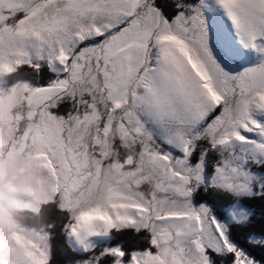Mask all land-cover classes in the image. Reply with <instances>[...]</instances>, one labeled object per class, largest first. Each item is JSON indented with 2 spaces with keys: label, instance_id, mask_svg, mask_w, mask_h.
Here are the masks:
<instances>
[{
  "label": "snow or ice",
  "instance_id": "obj_1",
  "mask_svg": "<svg viewBox=\"0 0 264 264\" xmlns=\"http://www.w3.org/2000/svg\"><path fill=\"white\" fill-rule=\"evenodd\" d=\"M17 156L76 264H264V0H0ZM55 227L0 218V264H52Z\"/></svg>",
  "mask_w": 264,
  "mask_h": 264
},
{
  "label": "clouds",
  "instance_id": "obj_2",
  "mask_svg": "<svg viewBox=\"0 0 264 264\" xmlns=\"http://www.w3.org/2000/svg\"><path fill=\"white\" fill-rule=\"evenodd\" d=\"M31 169L32 165L26 157L17 156L10 164L5 161V167L0 170V218L5 222L11 221L17 230L28 235L50 230V223L43 220V213L37 215L24 209V197L20 193L24 191L27 183V176L24 173ZM13 177L16 178L15 183L20 193L9 191ZM33 218L36 222H32ZM40 243L43 246L45 242Z\"/></svg>",
  "mask_w": 264,
  "mask_h": 264
},
{
  "label": "trees",
  "instance_id": "obj_3",
  "mask_svg": "<svg viewBox=\"0 0 264 264\" xmlns=\"http://www.w3.org/2000/svg\"><path fill=\"white\" fill-rule=\"evenodd\" d=\"M51 75L50 73L48 74ZM32 81L31 77H28ZM40 83L45 81L39 80ZM43 220L47 223H55L56 227L53 229V261L52 264H76L77 260L86 258L84 255H81L79 252H73L67 245L65 237L60 231V216L59 213L55 211L43 213ZM32 222H36L33 218Z\"/></svg>",
  "mask_w": 264,
  "mask_h": 264
},
{
  "label": "rangeland",
  "instance_id": "obj_4",
  "mask_svg": "<svg viewBox=\"0 0 264 264\" xmlns=\"http://www.w3.org/2000/svg\"><path fill=\"white\" fill-rule=\"evenodd\" d=\"M30 82H32L34 84H39L38 80H35V79H32V81H30Z\"/></svg>",
  "mask_w": 264,
  "mask_h": 264
}]
</instances>
